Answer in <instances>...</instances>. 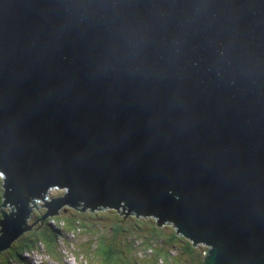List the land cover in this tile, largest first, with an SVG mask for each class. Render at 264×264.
Returning <instances> with one entry per match:
<instances>
[{
    "label": "water",
    "instance_id": "obj_1",
    "mask_svg": "<svg viewBox=\"0 0 264 264\" xmlns=\"http://www.w3.org/2000/svg\"><path fill=\"white\" fill-rule=\"evenodd\" d=\"M0 173V249L63 187L264 264V0H0Z\"/></svg>",
    "mask_w": 264,
    "mask_h": 264
},
{
    "label": "trees",
    "instance_id": "obj_2",
    "mask_svg": "<svg viewBox=\"0 0 264 264\" xmlns=\"http://www.w3.org/2000/svg\"><path fill=\"white\" fill-rule=\"evenodd\" d=\"M3 184L0 173V204L15 209L3 196ZM59 191L62 192L56 194L57 198L63 195L65 189ZM49 197L50 194H43L40 200ZM33 201L36 203V200ZM32 203L29 201L28 205ZM46 212L45 206L31 212L36 215V223L24 230L12 242L11 248L4 251L6 256L2 255L0 264H16L18 261L21 264L22 254L37 253V250L42 254L38 264H46L44 257L55 264L68 257L84 264H200L202 261L203 250H196V246L171 224L162 222L157 225L154 216L128 211L123 202L117 208L99 205L91 209L84 207L83 201H78L74 206L61 205L52 215ZM106 218L111 220L107 225L108 234H103L100 227ZM116 221L117 224L110 229L109 225ZM130 229L134 233L130 234L132 238L129 240L125 238L129 236L117 237ZM78 234L90 239L88 245L83 243L81 248L77 247L78 241L76 243L75 240ZM27 261L30 262V259L26 258ZM73 263L76 264L74 260Z\"/></svg>",
    "mask_w": 264,
    "mask_h": 264
},
{
    "label": "rangeland",
    "instance_id": "obj_3",
    "mask_svg": "<svg viewBox=\"0 0 264 264\" xmlns=\"http://www.w3.org/2000/svg\"><path fill=\"white\" fill-rule=\"evenodd\" d=\"M63 189V187H60V188H55V187H50L49 189H47L43 194L47 195V194H50V197L49 198H45L44 200H40V199H35L36 200V203L33 201V203L31 204V210L26 214V216L23 217V222L21 224H19V228H24V230L28 229L32 224L36 223L35 221V216L34 214H31V212L33 210H38V209H41L42 207H44V204H46L47 202L53 200V199H56V194L58 192H62V191H59ZM65 189V188H64ZM54 197V198H52ZM6 206V210L5 213L8 215V214H14L15 213V209L11 208L10 205L8 206L7 204H5ZM37 205V206H36ZM64 205V204H63ZM112 208V207H111ZM118 211L120 212V209H118ZM108 214H111L110 211H106ZM121 213V212H120ZM14 216V215H13ZM127 217V216H125ZM111 220V218H106L104 220L103 223H101V231L100 232H103V234H108V222ZM117 224V221L116 222H112L111 225H109L110 229H112L113 226H115ZM170 224V223H169ZM87 229V228H86ZM23 230V231H24ZM131 233H134L132 229H130L128 232H125L123 233L122 235H118L117 237H121V236H129V237H125L127 240H129L130 238H132V236H130ZM2 234V230H1V225H0V236ZM89 238L87 236H84V235H80L78 234V238L76 237V240L75 242L77 243L78 241V245L77 247L78 248H81V246L84 245H88V242H89ZM81 245V246H80ZM194 246H196V250L197 249H200L201 251L203 250V253L205 251V249H207V246L204 244V243H199V244H195ZM41 252L39 250H37V253L36 252H31V254H22V262L21 264L23 263H29V264H38L40 261H41ZM26 258L30 259V262L26 261ZM73 260L76 262V264H84V263H79L78 261H76L73 257H68V259L66 260H62L60 262V264H74L73 263ZM43 261H45L46 264H55L54 262H50L49 260L43 259ZM181 263H183V261H181ZM12 264V263H11ZM16 264H20V261H18V263ZM184 264H186V262H184Z\"/></svg>",
    "mask_w": 264,
    "mask_h": 264
},
{
    "label": "flooded vegetation",
    "instance_id": "obj_4",
    "mask_svg": "<svg viewBox=\"0 0 264 264\" xmlns=\"http://www.w3.org/2000/svg\"><path fill=\"white\" fill-rule=\"evenodd\" d=\"M5 211H7L6 207L4 205L0 204V212H5ZM11 244H10V247H8L6 249H0V260H2V255H3V257L6 256V254H3V253H4L5 250H9V248H11Z\"/></svg>",
    "mask_w": 264,
    "mask_h": 264
}]
</instances>
